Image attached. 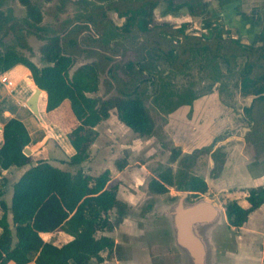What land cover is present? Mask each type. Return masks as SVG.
<instances>
[{
  "label": "rangeland",
  "instance_id": "obj_1",
  "mask_svg": "<svg viewBox=\"0 0 264 264\" xmlns=\"http://www.w3.org/2000/svg\"><path fill=\"white\" fill-rule=\"evenodd\" d=\"M142 1L32 0L42 14L41 22L34 25L17 0H0V51L14 47L43 66L40 46L45 35L57 33L63 51L74 60L71 71L83 63L95 64L99 85L90 95L108 98L135 92L153 120L152 135L133 132L112 109L109 117L97 124L98 136L90 146L89 159L72 165L69 156L64 157L59 148L73 123L61 125L62 113L44 119L34 115L21 98L25 97L23 82L17 86L13 82L9 89L0 85V125L9 116L1 115L3 110L13 113L17 109V116L41 127L43 159L71 172L81 168L90 175L109 169L107 187L116 185L117 198L126 204V209L122 222L104 231L115 246L110 252H101L103 264H190L176 243L170 213L177 201L190 203L200 198L221 207L220 217L205 237L206 264H262L264 207L237 228L228 225L224 204L235 200L245 207L248 189L264 187V99L252 103L253 96L241 95L237 69L226 71L218 63L214 66L206 56L194 58L192 54H182L174 62L166 55L171 48L176 52L184 44V33L206 34L215 22L222 23L231 38H239L238 31L229 28L217 15L220 10L217 0H198L197 14H190L188 7L181 5L187 0H153L157 6L149 24L151 32L120 31L118 26L124 17L118 16L115 8L124 10ZM178 5L180 8L170 17L164 14L168 6ZM179 28L184 32L177 31ZM146 77L152 78L144 81ZM185 88L193 89L201 97L218 99L222 108L210 101L195 118L182 105L172 108L167 93ZM199 144L210 145L211 149L188 157ZM212 154L218 157L217 163ZM165 167L172 169L175 178L184 171L204 177L206 192L191 197L189 191L174 186L163 193L152 192L148 181ZM16 178L14 172L0 171L1 198L6 204H10ZM185 192L188 196L182 198ZM108 215L114 220L115 210ZM43 239L56 245L64 240L58 232L45 233Z\"/></svg>",
  "mask_w": 264,
  "mask_h": 264
},
{
  "label": "trees",
  "instance_id": "obj_2",
  "mask_svg": "<svg viewBox=\"0 0 264 264\" xmlns=\"http://www.w3.org/2000/svg\"><path fill=\"white\" fill-rule=\"evenodd\" d=\"M17 1L25 8L34 25L41 22V11L32 0ZM181 5L187 6L190 14H197L198 0H187ZM181 5L176 8L168 6L164 13H176ZM156 6V1L144 0L124 10L115 8L118 16L124 17L118 28L122 32H151L149 24ZM225 34L227 37H224ZM44 40L40 46L43 66H38L14 47H7L0 51V73L17 64L25 66L34 84L46 93L47 112L56 109L64 100L69 101L71 113L78 121L75 126L73 123L66 135L74 149L68 159L70 164L79 165L89 159L90 146L98 136L95 126L107 119L112 109L133 132L146 137L152 135L153 120L138 94L130 92L108 98L90 95L97 91L99 85L95 64L83 63L71 71L74 60L63 51L60 36L57 33L47 34ZM183 40L184 44L176 52L175 48L167 52L170 60L179 61L182 54H192L194 58L206 56L214 66L218 63L223 64L226 71L237 69L241 95L253 96L252 103L264 99L263 28L255 41L244 43L239 38H231L229 30L222 23L215 22L208 33L200 36L184 33ZM150 78L146 77L144 81ZM167 96L171 98L172 108H177L191 106L200 94L185 88L169 90ZM41 98H44L42 91L38 103ZM250 107L252 105L245 109ZM60 108L54 114L58 115ZM29 142V130L20 119L10 117L3 121L0 171L11 166H29L12 184L10 204L4 202L0 191V264L9 261L15 264H103L101 252H110L115 246L114 240L103 232L121 223L126 209V204L117 198L116 185L107 187L109 169L90 175L81 168L71 172L45 159L32 164L30 156L23 153ZM210 149V145L197 148L188 157ZM211 156L217 163L218 157L215 154ZM147 186L155 193H163L169 186H174L177 190L189 191L193 196L206 192L208 187L200 175L184 171L175 178L170 167L157 172ZM245 200V207L235 200L225 202L228 225L241 226L251 212L264 204V187L249 188ZM110 210H115L114 220L108 215ZM57 229L72 238L60 245L43 239L41 234Z\"/></svg>",
  "mask_w": 264,
  "mask_h": 264
},
{
  "label": "crops",
  "instance_id": "obj_3",
  "mask_svg": "<svg viewBox=\"0 0 264 264\" xmlns=\"http://www.w3.org/2000/svg\"><path fill=\"white\" fill-rule=\"evenodd\" d=\"M217 2H218V6L220 7V10H219L217 15L224 21V23L227 24V26L229 28H234L238 31L239 38L242 39L241 40L242 42L247 43L248 40L250 42H252V41H255L257 39V36H258L261 28L264 29V0H217ZM164 14L167 17H170L171 16L170 14H172V13H164ZM0 74L5 75L8 79L15 82L16 86L19 85L21 82L25 83V85H26L25 89H24L25 90V97L21 96V98L24 99V105L26 106L25 103H26L27 98L31 95V93L34 91V89L36 87V85L34 84V82L32 80L30 71L25 66H23L21 64H17L15 66H13L11 69H9L8 71L0 73ZM0 90H1V86H0ZM22 91L23 90H21V92ZM41 91L44 94V99H42V101H41V108L39 107V103H38V109H39L40 117L42 119H44L45 117L51 116L57 109H59L61 107L59 110V114L62 113V115L59 117L60 118L59 121H60L61 125L65 126V125H71L72 123H74V126H75L78 123L76 118L71 113L70 103L67 99L64 100L61 103V105L58 106L56 109L47 112L45 110L46 93L44 90H40V92ZM210 101L215 103L214 105H216L218 109H221L223 106L222 103L218 99L217 100L216 99L210 100L206 96L205 97L199 96L198 98L194 99L191 106L190 105H182V107H183L182 109L185 111L187 110V113L191 112L192 117L195 118L196 116H198L200 110L209 106ZM6 114H8L9 116L6 117L5 120L10 118V117H16V118L20 119L28 128L29 134H30V142L27 145V147L30 150L29 156L31 159V163L33 164L37 160L43 159V157L40 154L42 151V148L44 147L43 144H41L44 141V138L43 137L41 138V136H42L41 127L37 126L38 124L35 122H30V124H29L25 119L26 117L17 116L16 114H19L17 109L15 111H13V113H11L7 109H5V110H3V114H1V115L5 116ZM2 125H3V123H2ZM71 127H73V126H71ZM96 128H97V125L95 126V129ZM69 130H70V127H69ZM69 130H67V132ZM206 138L207 137H205V139ZM201 139H204V137H202ZM1 143H2V130L0 131V145H1ZM204 143H205V141L203 142V144ZM201 145L202 144L196 145L195 149H197V147L200 148ZM59 152L61 154H63L64 157L70 156L74 153V149L71 146V144L69 143L67 136H65L64 141L60 145ZM28 166L29 165H25V166H21V167L11 166L8 169L1 170V172L2 173L14 172L17 174V178H16V180H17L19 178V176L22 174V172L28 168ZM95 175H97V174H95ZM11 192H12V187H11V191H10V197H11ZM246 203H247V201H246ZM263 207H264V204H262L259 208H257L253 212H251L250 213L251 215L249 214V216H252L254 213L259 211ZM57 232L60 233V237L62 239H64L62 243L67 242L72 238V236H70L69 234L65 233L64 231H62L60 229H57V230L50 232V233H51V235H54ZM103 234H104V232H103ZM41 235L43 237V235H45V233H43ZM30 263H32V262H29L27 264H30ZM7 264H11V263H7Z\"/></svg>",
  "mask_w": 264,
  "mask_h": 264
},
{
  "label": "water",
  "instance_id": "obj_4",
  "mask_svg": "<svg viewBox=\"0 0 264 264\" xmlns=\"http://www.w3.org/2000/svg\"><path fill=\"white\" fill-rule=\"evenodd\" d=\"M40 88L34 91L26 100V106L39 117L38 97ZM2 126L0 125V131ZM25 155L30 154L27 146L23 148ZM187 192L182 194V198ZM221 207L211 203L206 198H200L190 203L177 201L171 210V219L177 245L183 250L190 264H206L207 244L205 237L220 217ZM203 231V232H202Z\"/></svg>",
  "mask_w": 264,
  "mask_h": 264
},
{
  "label": "built area",
  "instance_id": "obj_5",
  "mask_svg": "<svg viewBox=\"0 0 264 264\" xmlns=\"http://www.w3.org/2000/svg\"><path fill=\"white\" fill-rule=\"evenodd\" d=\"M0 84L9 89V87L13 86V81L8 79L5 75L0 74Z\"/></svg>",
  "mask_w": 264,
  "mask_h": 264
},
{
  "label": "flooded vegetation",
  "instance_id": "obj_6",
  "mask_svg": "<svg viewBox=\"0 0 264 264\" xmlns=\"http://www.w3.org/2000/svg\"><path fill=\"white\" fill-rule=\"evenodd\" d=\"M187 196H188V195H187ZM189 196H191V197H192L193 195H192L191 193H189Z\"/></svg>",
  "mask_w": 264,
  "mask_h": 264
},
{
  "label": "bare ground",
  "instance_id": "obj_7",
  "mask_svg": "<svg viewBox=\"0 0 264 264\" xmlns=\"http://www.w3.org/2000/svg\"><path fill=\"white\" fill-rule=\"evenodd\" d=\"M39 98V97H38Z\"/></svg>",
  "mask_w": 264,
  "mask_h": 264
}]
</instances>
